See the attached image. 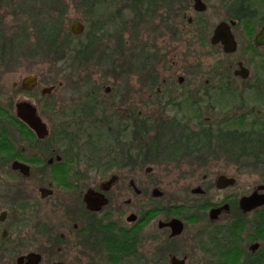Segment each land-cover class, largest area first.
Masks as SVG:
<instances>
[{"label": "flooded vegetation", "instance_id": "af4514ba", "mask_svg": "<svg viewBox=\"0 0 264 264\" xmlns=\"http://www.w3.org/2000/svg\"><path fill=\"white\" fill-rule=\"evenodd\" d=\"M213 8L222 18L208 43L236 59L231 76L209 69L215 79L198 85L192 68L165 76L144 62L109 68L125 82L102 93L84 82L64 94L47 51L45 79L30 71L0 83V264H264V0L157 3L177 40L204 36L187 14ZM154 170L189 172V196L167 197Z\"/></svg>", "mask_w": 264, "mask_h": 264}, {"label": "rangeland", "instance_id": "374dc122", "mask_svg": "<svg viewBox=\"0 0 264 264\" xmlns=\"http://www.w3.org/2000/svg\"><path fill=\"white\" fill-rule=\"evenodd\" d=\"M64 1L66 3L64 18L68 31L72 34L71 29L75 20L84 25L83 33L79 35L72 34L73 36H79L78 38L72 39L68 42L69 44L65 43L63 48H66L63 53L60 52V54L57 53L56 55L53 50L51 55V84L56 85L57 90L64 94L73 92L66 84L97 83V87L102 93V88L111 85L113 82H125V79L121 78L123 76L117 77V79L112 74H109V68L114 66L122 68L136 66L135 68H138L143 66L145 62V66L162 67L165 76L177 68L182 70L192 68L197 73L194 77L198 85L204 84L206 80L212 82L215 79L214 73L219 75L217 79L229 74L230 71L226 69L227 65H230L233 69L236 68L235 58L229 59L220 55L217 56L213 53L216 50L211 48L208 43L211 26L213 27L222 18L219 9L216 11L213 8L198 14L193 10L190 11L187 16L201 19L202 24H204V26H201L202 24L197 25L196 28L198 30L199 26H201V33H204L205 38L201 36L202 39L196 37L192 40L189 39L186 33L182 35L180 40H177L170 36V34H173L171 30L173 27L169 25L160 26L158 11L150 19H148L146 14L141 16V18L138 17L141 20L134 21L137 11L130 14L128 9H125V23L121 19L116 18V16L108 17L107 15L113 13L114 10L119 11L127 3L129 7L134 2L133 0H119L114 7L98 10L97 15H95V20L99 24H104L105 19H109L108 23L104 24L103 27L96 26L94 28L96 29L97 38H93V40L99 43L98 50L100 51H96V53L92 51L93 54L91 55L83 53L81 56L80 53L84 48L89 49L94 46L97 49L96 44L90 42L92 36L89 37L86 33V27H88L86 23L88 24L90 18L84 13L85 8L81 7L80 4L78 6L77 1L79 0ZM19 5L20 0H14L13 4L9 5L0 2V33L5 39H0V51L4 49L9 53L8 55L0 53V58L3 59L0 62V73H2L0 83L6 85L14 81L18 82L21 77H24L30 71L31 73L42 72V79H45V72L48 70L50 63L48 62V56L44 54L47 51L44 47L41 50L42 48L39 47L36 38H34L35 31L33 28L37 29L36 26H38L39 22H45L49 18L52 20L57 14V10L53 9L52 5L45 9L43 4L36 1L28 4V7L26 4L25 8H21ZM106 6H110V4ZM56 7L58 6L56 5ZM128 21L131 23H128ZM205 22L210 25L206 26ZM21 30L26 32L28 38L24 43L19 44V48L14 50L12 48L14 39L12 41L11 39ZM100 34H103L101 38L99 37ZM192 35L194 36L193 33L189 36ZM40 50L43 52L42 58L35 59L31 56L30 52L34 53L33 51H36L37 53ZM17 58L20 59L19 64L15 63ZM262 62V60L258 61L256 59L253 68L260 67ZM209 69L213 70V76L210 74L211 72L208 73ZM119 72L116 71L117 74ZM229 75L231 76V74ZM58 82H63L64 85L58 87ZM244 93L245 100L252 99L250 91ZM255 173L257 172L245 171V178L249 180L257 179L258 176ZM160 174L165 180L161 187L167 197L175 198L174 201H177L182 200L187 195L189 196V190L193 187L192 180L190 181V176L188 175L189 172L154 170L150 176H160Z\"/></svg>", "mask_w": 264, "mask_h": 264}, {"label": "trees", "instance_id": "16d2710c", "mask_svg": "<svg viewBox=\"0 0 264 264\" xmlns=\"http://www.w3.org/2000/svg\"><path fill=\"white\" fill-rule=\"evenodd\" d=\"M17 1V0H16ZM36 1L39 2L41 4H43L44 8H48V6L52 5L53 9L55 8V10H57V14L53 17V19L51 20V18H49L48 20H45V22H39L37 29H36V40H37V44L39 45L40 48H42L41 50H43V47L46 51H51V55L54 53L57 55L60 54V52H64L65 48H63L65 46V43L70 42L72 39H76L79 36H73L75 34H71L68 29L66 28L65 25V18H64V14H65V9H66V3L64 0H20V7L21 8H25L26 4L28 7V4H31V2ZM119 0H79L77 1V4L83 8H85L84 13L87 15V17L90 18V20L88 21V24L86 23V26L88 25V27H86V33L87 35H89V37L92 36L90 42L91 43H95L97 46V49L93 46V48H84L81 51V56L83 55V53L86 54H93L92 51H100L99 49V43L95 42L93 40V38H97V34L95 32L96 26L98 27H103L104 24H99V22H97L95 20V15H97L98 10L100 11L101 9H105V8H112L115 6V3L118 2ZM134 2L128 7V3L126 4V6L121 7V9H119V11H115L113 13H109V17H115L118 19H121L123 21V23H125V19H124V12L126 11L125 9H128V11L130 12V14H133V12L137 11V13L135 14L136 18H134L136 20H141V16H145L147 14L148 19H150L152 16L154 17L156 15V11H157V3L160 2V0H133ZM0 2H3L6 5L9 4H13L14 0H0ZM107 4H110V6H106ZM154 4V5H153ZM56 5L58 7H56ZM153 6V7H152ZM51 10V9H50ZM60 10V13H59ZM51 14V12H50ZM140 17V18H138ZM88 20V19H87ZM100 21V20H99ZM139 22V21H138ZM103 36V34H100V38ZM25 38H21L19 39L20 44L24 43ZM61 43V45H60ZM69 44V43H68ZM63 50V51H62ZM79 54V55H80Z\"/></svg>", "mask_w": 264, "mask_h": 264}, {"label": "water", "instance_id": "95a60500", "mask_svg": "<svg viewBox=\"0 0 264 264\" xmlns=\"http://www.w3.org/2000/svg\"><path fill=\"white\" fill-rule=\"evenodd\" d=\"M83 25L79 23L78 21H74L72 25V33L75 35H79L83 32ZM221 27L217 30L215 37L213 38V42H216L218 40H222V36L220 35ZM19 116L28 123L33 129L39 130L42 128V125L39 121V119L34 114V109L27 107L26 105H22V109L19 113ZM253 202V199H249L246 202Z\"/></svg>", "mask_w": 264, "mask_h": 264}]
</instances>
